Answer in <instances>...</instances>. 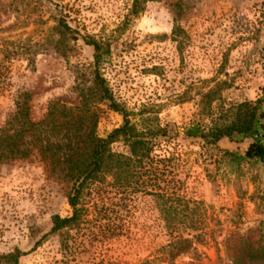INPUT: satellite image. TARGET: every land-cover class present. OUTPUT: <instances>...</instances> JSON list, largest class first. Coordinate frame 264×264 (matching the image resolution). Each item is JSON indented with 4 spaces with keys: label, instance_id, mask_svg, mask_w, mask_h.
<instances>
[{
    "label": "rangeland",
    "instance_id": "rangeland-1",
    "mask_svg": "<svg viewBox=\"0 0 264 264\" xmlns=\"http://www.w3.org/2000/svg\"><path fill=\"white\" fill-rule=\"evenodd\" d=\"M87 41L109 46L98 73L129 123L165 135L124 186L107 175L85 190L79 225L56 233L50 217L71 213L61 165L35 149L0 161V254L17 249L20 264H230L225 238L264 242V168L220 160L181 135L207 123L197 116L199 94L217 83L212 108L264 96V0H0V130L21 107L29 122L41 121L51 102L76 116L88 109L98 138L121 125L95 90ZM247 142L216 147L242 154ZM110 150L126 152L120 142ZM158 188L177 198L160 201ZM168 220L184 237V222L198 225L194 254L166 255Z\"/></svg>",
    "mask_w": 264,
    "mask_h": 264
},
{
    "label": "trees",
    "instance_id": "trees-1",
    "mask_svg": "<svg viewBox=\"0 0 264 264\" xmlns=\"http://www.w3.org/2000/svg\"><path fill=\"white\" fill-rule=\"evenodd\" d=\"M64 28L68 29L66 26ZM86 45L92 48L95 90L100 92L102 100L109 102L113 111L121 114L120 126L112 129L104 138H98L93 133L94 114H85L88 113V109H85L83 115L76 116L73 115L75 108H66L58 102H51L45 118L41 121L29 122L25 117L24 108L21 107L0 130V161L24 158L35 149L49 160L51 167L61 165L63 178L71 183L70 193L66 199L71 213L66 217L52 215L49 233L76 228L85 213L80 204L84 191L102 181L107 175L114 178L117 187L124 186L128 175H135L136 169L144 168V162L149 160L153 140L165 135V131L157 126L149 127L143 124L144 126L138 130L129 123L127 113L114 102L104 79L98 73V66L103 56L108 53L109 46L94 41H87ZM221 84L223 82L199 94L197 116L206 119L207 123L193 122L183 127L182 138L201 140L205 146L219 152L220 160L237 166L242 162H255L264 168V96L252 102L242 101L212 108V103L219 100L216 91ZM88 119L92 121L89 129L85 131L83 123ZM148 119L141 118L140 122L144 123ZM27 135L30 138L25 140ZM222 139L234 143L248 142L243 153L238 154L227 150L219 151L216 143ZM115 142H120L126 148L125 154L111 152L110 145ZM156 196L162 202L171 197L164 196L161 188H158ZM162 209L169 210L165 209V206ZM170 210L176 214V208L170 207ZM184 223L182 227L185 237L178 232L179 224L169 220L164 224V230L167 231L170 240L163 250L169 258L187 253L194 254L192 244L199 238V235L194 233L198 230V225L191 221ZM223 247L230 264L264 261V242L260 239L252 241L246 236L235 235L225 238ZM22 255L23 253L17 249L0 254V264H20L18 259ZM141 264L151 263L145 261Z\"/></svg>",
    "mask_w": 264,
    "mask_h": 264
}]
</instances>
